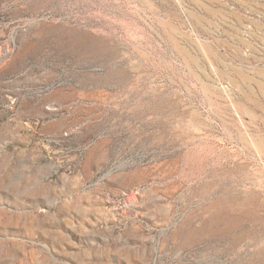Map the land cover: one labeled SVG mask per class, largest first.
<instances>
[{
	"label": "rangeland",
	"instance_id": "1",
	"mask_svg": "<svg viewBox=\"0 0 264 264\" xmlns=\"http://www.w3.org/2000/svg\"><path fill=\"white\" fill-rule=\"evenodd\" d=\"M0 264H264V0H0Z\"/></svg>",
	"mask_w": 264,
	"mask_h": 264
}]
</instances>
